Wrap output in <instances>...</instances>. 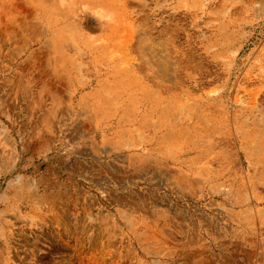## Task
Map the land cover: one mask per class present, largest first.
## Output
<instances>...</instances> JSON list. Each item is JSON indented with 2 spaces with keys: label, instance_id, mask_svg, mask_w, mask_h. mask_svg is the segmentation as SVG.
<instances>
[{
  "label": "rangeland",
  "instance_id": "374dc122",
  "mask_svg": "<svg viewBox=\"0 0 264 264\" xmlns=\"http://www.w3.org/2000/svg\"><path fill=\"white\" fill-rule=\"evenodd\" d=\"M0 264H264V0H0Z\"/></svg>",
  "mask_w": 264,
  "mask_h": 264
},
{
  "label": "bare ground",
  "instance_id": "6f19581e",
  "mask_svg": "<svg viewBox=\"0 0 264 264\" xmlns=\"http://www.w3.org/2000/svg\"><path fill=\"white\" fill-rule=\"evenodd\" d=\"M148 43V42H147ZM154 47V46H153ZM150 47V46H146V49L151 55V57L153 58L156 66H158V71L164 75H168V66H166L165 62L163 63L162 60L157 59L158 57L160 58V53L159 51H157L155 48ZM158 48V47H157ZM167 62V61H166ZM154 64V65H155ZM168 65V64H167ZM85 168V167H84ZM105 169V168H104ZM110 173V172H109ZM21 189V188H20ZM236 243V242H235ZM240 249V248H239Z\"/></svg>",
  "mask_w": 264,
  "mask_h": 264
}]
</instances>
